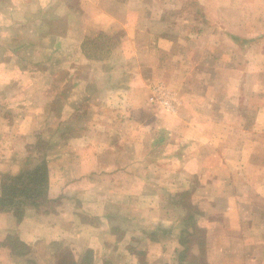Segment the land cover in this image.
<instances>
[{
    "label": "crops",
    "instance_id": "obj_1",
    "mask_svg": "<svg viewBox=\"0 0 264 264\" xmlns=\"http://www.w3.org/2000/svg\"><path fill=\"white\" fill-rule=\"evenodd\" d=\"M0 48V264H264V0H0Z\"/></svg>",
    "mask_w": 264,
    "mask_h": 264
},
{
    "label": "trees",
    "instance_id": "obj_2",
    "mask_svg": "<svg viewBox=\"0 0 264 264\" xmlns=\"http://www.w3.org/2000/svg\"><path fill=\"white\" fill-rule=\"evenodd\" d=\"M21 174H22L21 176H23L24 178L25 177L28 178L29 188L33 192L31 195L28 196L27 194V196H25L26 201H32L45 197L46 195V188L44 187L45 180L42 178V176L45 174L44 167L37 166L35 169L31 171H27V172L23 171ZM24 174H27V176H24ZM11 199L14 198L11 197ZM22 200H24L23 197Z\"/></svg>",
    "mask_w": 264,
    "mask_h": 264
},
{
    "label": "built area",
    "instance_id": "obj_3",
    "mask_svg": "<svg viewBox=\"0 0 264 264\" xmlns=\"http://www.w3.org/2000/svg\"><path fill=\"white\" fill-rule=\"evenodd\" d=\"M155 90L161 94V102L165 104L166 106L171 107L173 105V102L171 100V97L167 92L164 91V88L161 85L155 86Z\"/></svg>",
    "mask_w": 264,
    "mask_h": 264
},
{
    "label": "rangeland",
    "instance_id": "obj_4",
    "mask_svg": "<svg viewBox=\"0 0 264 264\" xmlns=\"http://www.w3.org/2000/svg\"><path fill=\"white\" fill-rule=\"evenodd\" d=\"M0 49H1V48H0ZM1 51H2V50H1ZM41 55H42V54H41ZM46 55H49V54L46 53ZM25 57H27V56H24L23 58H25ZM26 59H27V58H26ZM48 71H49V70H48ZM15 74H16V72L12 70V71H10V72L7 71V73H6L5 75H10V76H12V75H15ZM46 74L48 75L49 72H46ZM7 92H9V91L7 90ZM10 92H12V91L10 90ZM10 92H9V93H10ZM41 126H42V125H41ZM41 126H40V124H38V130H40V127H41ZM46 127L49 128V121H48V124L46 125ZM46 127H45V129H47ZM46 134H47V133H46ZM38 153H41V150H38Z\"/></svg>",
    "mask_w": 264,
    "mask_h": 264
}]
</instances>
